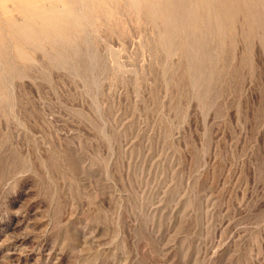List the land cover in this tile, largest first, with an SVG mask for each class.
Masks as SVG:
<instances>
[{
    "label": "rangeland",
    "instance_id": "374dc122",
    "mask_svg": "<svg viewBox=\"0 0 264 264\" xmlns=\"http://www.w3.org/2000/svg\"><path fill=\"white\" fill-rule=\"evenodd\" d=\"M33 2L63 30L0 6V264H264V0Z\"/></svg>",
    "mask_w": 264,
    "mask_h": 264
},
{
    "label": "bare ground",
    "instance_id": "6f19581e",
    "mask_svg": "<svg viewBox=\"0 0 264 264\" xmlns=\"http://www.w3.org/2000/svg\"><path fill=\"white\" fill-rule=\"evenodd\" d=\"M13 1V0H12ZM20 1H25V2H27V7L29 8V7H31V8H35L34 9V11H32L31 13H29L30 15L29 16H31V18H33V16L34 17H39V18H41L42 20H43V22L45 23V26H52L53 27V29L55 30V31H57L58 29H61V30H63L60 26V21H59V16L54 12L55 10V8H49V9H44V8H42L41 7V5H39V4H37V3H35V2H33V0H20ZM56 1V0H55ZM72 1V0H71ZM147 1V4H148V6L149 7H151V8H153L154 6H153V0H146ZM154 1H156V0H154ZM167 1V0H166ZM170 1V0H169ZM79 2V1H78ZM70 3V2H69ZM91 3H93V2H91ZM169 3V2H168ZM60 4V3H59ZM79 4V3H78ZM43 5V4H42ZM137 5V4H136ZM0 6L3 8V9H7V5L5 4V0H0ZM14 6V5H13ZM64 6V5H63ZM83 6V5H82ZM15 7V6H14ZM52 7V6H51ZM27 8V9H28ZM68 11L70 10V11H72V8L71 7H67L66 8ZM156 9V8H155ZM152 12V11H151ZM9 13V12H8ZM15 15V14H14ZM73 16V15H72ZM71 16V17H72ZM70 21V20H69ZM28 23V22H27ZM43 26V25H42ZM22 30V29H21ZM23 32L25 33V35H28V36H30V38H34L35 39V30H34V28L33 27H30V25L29 26H23ZM59 32H60V30H58ZM52 35V34H51ZM49 36L48 35V37H52V36ZM58 40V39H57Z\"/></svg>",
    "mask_w": 264,
    "mask_h": 264
}]
</instances>
